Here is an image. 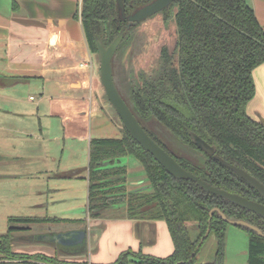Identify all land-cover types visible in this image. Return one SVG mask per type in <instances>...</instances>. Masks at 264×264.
<instances>
[{
	"label": "trees",
	"instance_id": "16d2710c",
	"mask_svg": "<svg viewBox=\"0 0 264 264\" xmlns=\"http://www.w3.org/2000/svg\"><path fill=\"white\" fill-rule=\"evenodd\" d=\"M122 1L123 10L118 0H82L80 19L90 53L99 56L98 40L107 48L123 33L113 59L114 81L120 94L141 125L142 121L157 120L176 140L197 152L201 164L175 156L144 128L150 137L204 182L264 204V198L253 187L196 144V138L203 140L215 148V155L264 184V122L247 114L256 95L253 72L264 64V28L250 0H177L164 9L159 14L165 21L174 13L178 41L173 52L162 48L159 67L150 75H134L125 67L124 57L141 41L137 28L142 22L129 27L128 17L155 0ZM127 157H134L144 168L149 185L143 190L126 189L127 169L119 163ZM88 169L89 217L104 218L106 210L123 206L124 215L131 220L165 221L173 239L175 250L167 258L130 251L113 264H199L197 256L212 233L217 250L209 264H225L226 227L230 224L221 213L264 233V219L259 215L205 192L193 181L170 175L123 124L121 138L91 141ZM63 221L84 222L10 218L7 234L0 236V264L32 259L75 264L12 251L15 234L30 232L33 225ZM190 222L198 225L196 239L187 226ZM236 227L249 234L248 264H264V237L246 227Z\"/></svg>",
	"mask_w": 264,
	"mask_h": 264
},
{
	"label": "crops",
	"instance_id": "0c3cea01",
	"mask_svg": "<svg viewBox=\"0 0 264 264\" xmlns=\"http://www.w3.org/2000/svg\"><path fill=\"white\" fill-rule=\"evenodd\" d=\"M81 5L82 0H0V79H6L0 84V189L29 184V201L21 204L36 211L29 218L84 221L44 223L69 229L50 231L45 238L32 235L40 224L33 225L30 232L15 234L12 251L75 264H113L130 251L167 258L175 248L165 221L131 220L123 206L112 208L108 217H89L91 141L121 138L122 126L98 107L95 92L101 83L82 28ZM250 5L264 28V0H250ZM253 78L251 102L256 100L254 109L261 116L250 117L260 121L264 64ZM26 90L37 97L23 99ZM133 158L119 163L127 169V191L149 185L142 164ZM75 235L80 239L73 246L83 252L53 240ZM19 264L52 263L32 259Z\"/></svg>",
	"mask_w": 264,
	"mask_h": 264
},
{
	"label": "rangeland",
	"instance_id": "374dc122",
	"mask_svg": "<svg viewBox=\"0 0 264 264\" xmlns=\"http://www.w3.org/2000/svg\"><path fill=\"white\" fill-rule=\"evenodd\" d=\"M172 17H170L168 21H165L163 15L158 14L138 25L137 33L139 39L141 38V41H139L140 45L136 46V49L134 50L131 49L132 51L128 52L124 57L125 67L129 71L131 69L134 75H136L137 73H143L146 75L152 74L159 67L160 55L163 47H167L171 52L175 50L178 41V28L175 22V18ZM94 56L95 64H97V76L100 79V58L97 55ZM5 80L6 79H0V83H4ZM120 90L124 95H126L125 91L122 88H120ZM95 93L97 94V96L99 95V100L97 101L98 107H104L105 113L110 118V121L113 120L114 122H116L117 126H122V122L119 119L118 114L108 101L102 84L99 85L98 90ZM30 96L37 97V94L34 90H26L23 99L26 98L29 100ZM255 105L256 100L249 103L247 107V114L249 116H261L255 112ZM260 121L264 122L263 119H260ZM142 126L149 132H151L175 156L191 160L196 164H201V160L198 157L199 154L176 140L172 133L157 120L152 119L149 121H142ZM2 135L3 134L0 133V138ZM30 190L31 187L29 184H20L13 188L7 187L5 191L0 189V236L7 234L10 218L24 216L29 217L33 212H36L34 210L22 209L21 207L23 199H27V201H29L30 196L28 193L30 192ZM11 202H13L14 205H11ZM104 213L105 217H108L110 216L112 211L106 210ZM121 215L122 213L120 214V216ZM42 216L45 217L46 215ZM187 226L192 237L196 239L198 236L197 223L190 222L187 224ZM58 228V225H44L43 223L38 226H34L32 235L38 237L42 235L45 238L49 236L50 231L57 233L69 230L68 227H63L64 230ZM249 241L250 239L247 231L231 224L228 225L226 227L225 236V264H248ZM58 247L59 250L63 248L62 246ZM76 248L79 249L76 253L83 252L81 248L74 247L73 245H71V247H68L67 249L75 251ZM216 250L217 240L215 234L212 233L204 242L197 256L198 263H212L215 259Z\"/></svg>",
	"mask_w": 264,
	"mask_h": 264
},
{
	"label": "water",
	"instance_id": "95a60500",
	"mask_svg": "<svg viewBox=\"0 0 264 264\" xmlns=\"http://www.w3.org/2000/svg\"><path fill=\"white\" fill-rule=\"evenodd\" d=\"M177 0H155L152 3L139 9L133 15L128 17L129 27L137 23L146 21L147 19L158 15L164 9L168 8ZM118 4L121 9H124V4L122 0H118ZM124 38L122 33L117 37L109 47H104V45L98 40L97 48L100 58V79L101 84L105 90L109 103L113 106L116 113L118 114L123 126L131 135V137L137 141L141 147L149 152L155 160L173 177L179 180H187L195 182L200 188L205 192L216 195L225 199L226 201L250 211L256 215H259L264 219V204L249 200L239 194L231 193L229 191L214 187L196 175L186 171L180 164L172 157L167 151H165L158 143L154 141L153 138L147 133L141 123L138 121L122 95L120 94L115 81L113 72V59L114 56ZM197 146L202 149L205 153L210 156H214L218 161H220L225 167L232 170L244 181H246L251 187H253L263 198H264V184L258 179L250 175L245 170L236 167L224 160H222L218 155H215V148L208 145L203 140L196 138ZM213 211L211 212L212 215ZM223 220L234 226H243L254 232L259 236L264 237V233L256 226H253L242 220H229L224 214L221 213ZM210 230H208L206 237L209 235ZM204 239L202 240V243Z\"/></svg>",
	"mask_w": 264,
	"mask_h": 264
},
{
	"label": "flooded vegetation",
	"instance_id": "af4514ba",
	"mask_svg": "<svg viewBox=\"0 0 264 264\" xmlns=\"http://www.w3.org/2000/svg\"><path fill=\"white\" fill-rule=\"evenodd\" d=\"M67 237H69V236H67ZM67 237H66V239H63V240L60 237L59 238L56 237V239H54L55 237H53V240H56V242L58 244H61V245L64 244V246H71V245H74L75 243H77L80 239L78 235H75L72 238H67Z\"/></svg>",
	"mask_w": 264,
	"mask_h": 264
},
{
	"label": "built area",
	"instance_id": "2783aa9c",
	"mask_svg": "<svg viewBox=\"0 0 264 264\" xmlns=\"http://www.w3.org/2000/svg\"><path fill=\"white\" fill-rule=\"evenodd\" d=\"M90 64V63H89Z\"/></svg>",
	"mask_w": 264,
	"mask_h": 264
}]
</instances>
